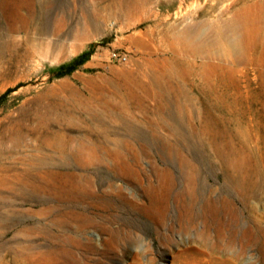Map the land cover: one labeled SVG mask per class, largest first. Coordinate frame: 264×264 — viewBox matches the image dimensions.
Returning a JSON list of instances; mask_svg holds the SVG:
<instances>
[{"label": "rangeland", "instance_id": "1", "mask_svg": "<svg viewBox=\"0 0 264 264\" xmlns=\"http://www.w3.org/2000/svg\"><path fill=\"white\" fill-rule=\"evenodd\" d=\"M119 1L23 0L19 15L28 28L13 37L8 36L7 21L0 14V41L18 40L31 56L14 62L18 64L16 83L3 87L0 81V179L28 182L27 176L40 177L34 169L42 164L39 155L44 132L40 133L39 114L54 103H63L65 118L60 124L53 117L47 121L52 131L65 134L63 143L70 139L74 147L107 145L109 151L124 155L120 177H114L107 164L82 168L71 154L67 165L50 162L56 170L74 171L82 179L78 181L86 198L77 200L78 210L85 214L81 219L65 215L54 222L52 216L42 214L48 195L0 188V264H26L29 243L38 252L48 253L51 264H264V119L258 118L260 134L254 131L257 119L250 123L244 117L242 126H228L233 136L240 128L250 133L248 137L235 134L232 139L237 161L242 163L241 173L249 174L254 182L240 187L206 140L193 136L187 114L178 116L175 105L169 111L173 115L170 120L188 138L187 144L181 136L173 138L160 120L144 119L134 109L133 117L119 116L116 122L101 118V125H94L96 118L84 113L83 106L78 117L73 115L72 103L63 98L75 88L87 99L96 90L107 89V96L114 99L127 74H137L135 71L150 60L168 62L193 41L207 49L186 57L195 65L191 85L205 84L203 64L237 68L236 56L225 58L224 50L230 42L245 40L241 43L243 55L248 53L244 61L254 62L238 67L232 89L240 85L244 97L247 91L262 92L264 0H148L143 12L133 11L135 21L116 6ZM17 4L14 0L15 13ZM246 23L258 25L256 39L243 38V25L237 24ZM112 51L127 53L128 62L110 60ZM221 70L218 80L229 78L227 71ZM212 81L217 82V77ZM192 94L205 98L196 90ZM191 105L198 124L199 106ZM256 106L262 113V105ZM224 127L218 123L221 143L230 139ZM169 145L176 147L170 151ZM228 153L225 150L224 154ZM191 176L193 183L188 180ZM66 203L59 206L61 213L68 207ZM25 230L32 235H24ZM50 232L58 239L53 240Z\"/></svg>", "mask_w": 264, "mask_h": 264}, {"label": "bare ground", "instance_id": "2", "mask_svg": "<svg viewBox=\"0 0 264 264\" xmlns=\"http://www.w3.org/2000/svg\"><path fill=\"white\" fill-rule=\"evenodd\" d=\"M17 1H18L17 4L18 13H15L12 8V4L14 0H0V14L3 15V17L7 21L6 25H7V32L9 37L11 36L13 37L16 34L23 33L28 28V24H26V19L23 16L19 15L20 10H22V7H24V2L23 0H17ZM147 4H148V0H121L116 3V6L124 9L127 12V19L132 20L133 19L132 15L135 12L134 10L143 12L146 9ZM244 13L246 12L244 11ZM135 18L133 19L134 21ZM13 19L16 20V23L12 22ZM237 25L238 26L243 25L242 26V28L244 29L242 33L243 38L244 37L247 38L250 36L253 40L256 39L255 35L258 33L257 24L246 23V24H237ZM244 41H241V43L243 44ZM241 43L238 42L236 44L234 42L233 43L230 42V45L224 50L225 51L224 56H226L225 58L231 55L236 56L235 62L237 64L236 66L237 68H232V67L228 68L224 66L219 67L218 65H213L210 63L203 64L201 66L203 71V77L206 81L205 84L201 87L193 86L190 84L189 78L194 73L195 65L190 61H188L186 57L188 56V54L189 55L195 53L201 54L205 52L206 51L205 48L207 49V46L205 44L199 45L198 43H196V41H193L191 43V46L188 45V47H186L185 49L177 50L174 56L170 60H168V62H166L165 59L164 60L159 59L160 61L150 60L147 61L146 64L144 63L143 65H141L135 71L137 74H135L134 72H133L134 75L127 74L124 80L122 81L120 87H118L119 90H121L120 91L121 93L119 92L117 94L116 92V94L114 95L115 96L114 99L108 97L110 94L108 95V92H106L107 89L106 90L103 89L100 93L99 92L96 93L97 90L94 88L93 90L96 91L95 93L89 96V99L81 95L82 93L81 90L80 93L79 90L75 88L70 89L66 94H63V98L66 101H70V103H72V106L74 108L73 115H77L79 117L82 115V110L85 109L83 111L84 113L94 116L96 118L95 119L96 121L95 120L92 121V124L94 125L97 126L98 124L101 125L100 123L101 118H105V119L109 118L113 122H116V118L119 116L133 117L132 114L134 112L131 113V110L134 109L137 110L141 114V116L144 117V119L153 117L160 120L161 124L160 123L159 124L164 125L165 128H168L173 138L174 136L175 137L181 136L182 138L183 136L180 129L175 125V123H171L172 121L170 120L173 115H171L169 111H172L170 109L173 104L175 105V108L178 111L177 113L178 116H183V114L185 113L187 114L188 127L193 133V136L196 137L197 139L199 138L206 140L207 144L209 145L210 149H212V152L217 158V160L218 159L220 160V162L222 163V165L226 170H229V172L231 170V172H233V175L230 178H232L233 181L240 187H242L243 185L245 186L247 185V187H250V185L254 184V182L252 178L248 176L249 174L246 175L247 173L246 174L241 173V169H243L242 163L240 161H237L238 158L236 155L237 151L234 148L235 144H233V140H232L236 133L233 136L232 131L229 130L228 126L230 125L240 126L242 124L244 117H247L250 123L252 119L255 120L257 119L256 121L257 126H255L254 131L256 132V134H260L259 125L261 124V122L258 120V118L264 119V88L263 91L259 93L258 92L252 93L253 90L252 91L250 90L251 93L247 91L245 93L246 95L245 97L242 94L243 92L242 93L240 92L241 91L240 85H236L237 87L232 89L233 88L232 85L235 82L233 80V78L235 77L233 76V74L237 73L238 67L245 64V62H249L250 64L254 62L250 59H249L250 61L249 60L244 61L248 53L246 55H243L244 50L241 51L242 50ZM28 50L26 49V51H23L22 43L15 39H11V40L8 39L3 42L0 41V78H1L0 81L3 87L16 83L18 81L17 78L15 77L18 64L15 65L14 62L16 63L24 62L30 56V52ZM219 68L223 70V73L224 72L226 73L227 71L229 78L227 76L226 78H224L223 73L222 74L220 73L222 75L221 77L223 78L218 80ZM214 76L217 77V82H215L216 80L212 81V78ZM260 76L262 78L263 86H264L263 70L260 71ZM119 90L117 89L116 91ZM193 90H196L200 95H204L205 96L204 100L200 99L198 95H193L192 94ZM191 102L199 106L198 124L195 123V119L193 116L194 113H192L191 110V106H192ZM258 103L262 105V113L256 110L257 107L256 105ZM82 106L84 107V109ZM64 109L65 108L63 103H54L52 106L48 107L47 110H45L46 112L44 114H39L40 115L39 118L41 119L39 123V125L41 126L40 133L44 132V137H42L43 152H41L39 155V159L42 160L41 162L42 164H38L34 166V169L40 172V177L36 178V177L27 176L26 178L28 179V182H24L22 180L12 181L4 178L0 179V188H9L13 190L18 189L25 194H33V195L39 194L41 196L43 195L44 197L45 195H48V198L45 197L46 200L43 202L44 208L42 214L44 216L47 215L52 216L54 222H58L59 218L65 215H72L80 219L84 217L85 216L84 212L78 210L77 208V204L79 203V201L77 200H82L84 199V197L86 198V194H84L85 190L82 188L81 182L78 181L82 179L78 177L74 171H70V170L62 171V168L56 170L55 169L56 167L54 165H51L52 163L50 162L60 161L62 162V164L64 163L65 165H67L66 162L70 161L68 160L69 157L67 155L71 154L69 156H71L72 158L75 157L79 162L78 165L82 168L87 169L95 165L107 164V170L108 171L112 170L113 173H115L114 177H120L118 170L122 169L121 165L124 160V155L122 153H120L119 151H109L107 149V145L105 144H103L105 145V147L104 146L95 147L94 145L92 148H89L86 144H80L77 147H74L72 144V140L70 139L68 140V143H63V140H65V134H63L62 132L52 131L50 123L47 121V119L53 117L52 120L55 123L60 124L61 118H65L62 114ZM81 122L87 124L84 121ZM218 123L223 125V127L225 126L224 131L228 134L227 136L230 137V139L227 140L226 143H221V140H219ZM245 129L243 131L240 128L236 136L248 137L247 134L249 132L247 131V134H245L247 130ZM250 130L252 131L253 129H249V131ZM256 137L257 136H255L254 139ZM260 137L261 136H258V140H260ZM182 140L186 141L185 142L186 144L188 143V138L183 137ZM175 147L176 145L175 146L169 145V150L172 151L173 149H175ZM48 149L55 152L56 154H52L46 151ZM225 150L227 151V153L229 152L227 155L231 156L234 154V156L236 155L235 156L236 158L234 156L233 159H230L231 158L230 156H229L230 158L227 157V155L224 154ZM240 150L242 151L244 149H240ZM181 152L182 151H180L179 154H181ZM170 176L172 175L170 174ZM188 180L190 183H193L194 181L193 176L189 177ZM61 196H66V198L64 199L59 198ZM192 199L195 200V198ZM65 202H67L66 204H68V207L65 209V212L61 213L60 210H58L59 206H61ZM189 211L191 212V214H194V208L191 209V207L189 206ZM90 223L93 224L94 222L91 220ZM50 234L52 235L53 240H55V238L58 239L57 237H55L54 233L50 232ZM24 235L31 236L32 232L30 230H25ZM26 252H27L26 260H25L26 264L53 263L52 258L50 256H47L48 253L45 254L38 252V248L33 246L32 243L27 244Z\"/></svg>", "mask_w": 264, "mask_h": 264}, {"label": "built area", "instance_id": "3", "mask_svg": "<svg viewBox=\"0 0 264 264\" xmlns=\"http://www.w3.org/2000/svg\"><path fill=\"white\" fill-rule=\"evenodd\" d=\"M109 58H110V60L116 61V62H119V63H126V62H128V59H129L127 53L120 52V51H112V52H110Z\"/></svg>", "mask_w": 264, "mask_h": 264}]
</instances>
